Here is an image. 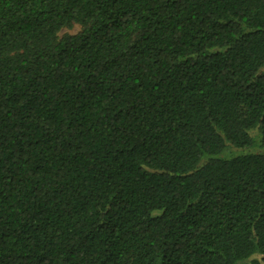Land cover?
<instances>
[{"label":"trees","instance_id":"obj_1","mask_svg":"<svg viewBox=\"0 0 264 264\" xmlns=\"http://www.w3.org/2000/svg\"><path fill=\"white\" fill-rule=\"evenodd\" d=\"M0 264H264V0H0Z\"/></svg>","mask_w":264,"mask_h":264},{"label":"rangeland","instance_id":"obj_2","mask_svg":"<svg viewBox=\"0 0 264 264\" xmlns=\"http://www.w3.org/2000/svg\"><path fill=\"white\" fill-rule=\"evenodd\" d=\"M79 32V27L78 26H73L71 29H63L58 37L59 38H62L64 36H67V35H75ZM259 150L258 149H251V150H248V151H237V150H228L225 152V156H227L228 154H241V153H247V152H251V153H255V152H258Z\"/></svg>","mask_w":264,"mask_h":264}]
</instances>
